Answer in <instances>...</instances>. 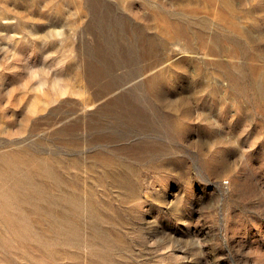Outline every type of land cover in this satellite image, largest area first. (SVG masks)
I'll list each match as a JSON object with an SVG mask.
<instances>
[{"label":"rangeland","instance_id":"374dc122","mask_svg":"<svg viewBox=\"0 0 264 264\" xmlns=\"http://www.w3.org/2000/svg\"><path fill=\"white\" fill-rule=\"evenodd\" d=\"M0 264H264V0H0Z\"/></svg>","mask_w":264,"mask_h":264}]
</instances>
